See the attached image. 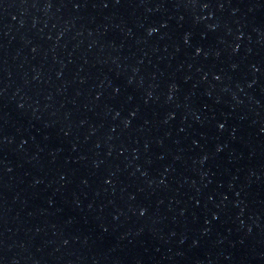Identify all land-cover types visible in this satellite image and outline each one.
Returning <instances> with one entry per match:
<instances>
[{"label": "water", "instance_id": "obj_1", "mask_svg": "<svg viewBox=\"0 0 264 264\" xmlns=\"http://www.w3.org/2000/svg\"><path fill=\"white\" fill-rule=\"evenodd\" d=\"M0 264H264V0H0Z\"/></svg>", "mask_w": 264, "mask_h": 264}]
</instances>
